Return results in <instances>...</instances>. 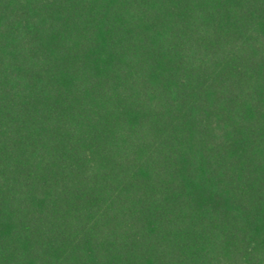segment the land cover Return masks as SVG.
Returning <instances> with one entry per match:
<instances>
[{"label": "trees", "instance_id": "obj_1", "mask_svg": "<svg viewBox=\"0 0 264 264\" xmlns=\"http://www.w3.org/2000/svg\"><path fill=\"white\" fill-rule=\"evenodd\" d=\"M0 264H264V0H0Z\"/></svg>", "mask_w": 264, "mask_h": 264}]
</instances>
